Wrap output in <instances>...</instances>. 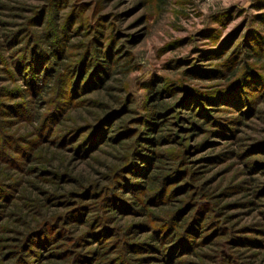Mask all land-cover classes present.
Here are the masks:
<instances>
[{
  "label": "rangeland",
  "instance_id": "obj_1",
  "mask_svg": "<svg viewBox=\"0 0 264 264\" xmlns=\"http://www.w3.org/2000/svg\"><path fill=\"white\" fill-rule=\"evenodd\" d=\"M0 264H264V0H0Z\"/></svg>",
  "mask_w": 264,
  "mask_h": 264
},
{
  "label": "trees",
  "instance_id": "obj_2",
  "mask_svg": "<svg viewBox=\"0 0 264 264\" xmlns=\"http://www.w3.org/2000/svg\"><path fill=\"white\" fill-rule=\"evenodd\" d=\"M33 44V43H32ZM30 48V47H29ZM29 48H28V52L26 51V53L25 54H23V55H25V57H24V59H25V65H24V67L27 69V67H28V69H29V81H30V83H31V85L32 86H40V84H38L37 83V81H39L40 83L42 82V81H40L41 79L43 80L44 79V73H45V70H44V67H45V65H46V62H42V58L39 56V53H36L35 51H36V49H31V50H29ZM32 51V52H31ZM28 53V54H27ZM27 54V55H26ZM54 54H51L50 56H49V58H47V63H55L54 65H55V67H57L59 64L58 63H56L57 62V57H56V55H54ZM53 57V58H52ZM52 59H54V60H52ZM108 57H106V59L104 60V59H102V60H100L101 62H103L104 64H106L107 62H108ZM38 62V63H37ZM106 62V63H105ZM39 64H41V66H39ZM46 68H47V66H46ZM82 70L84 71V70H86L87 71V68H85L84 66L83 67H81L80 68V72H81V74H79V78H78V80L75 82V84H76V86L77 87H80V84H81V82H82V80H84L85 78H86V75H84L83 74V72H82ZM85 73V72H84ZM239 71H237V70H235V71H233V74L232 75H234L235 74V76L234 77H232V78H235L236 76V79H238L239 78ZM59 75H61V74H59ZM85 77V78H84ZM145 87H148L149 88V84L147 85V86H145ZM149 93H152V92H149ZM202 104V103H201ZM153 107V106H152ZM200 107H201V105H200ZM201 109H203V107H201ZM203 113V112H202ZM203 115V114H202ZM145 138L146 139H149V137H147V136H145ZM144 138V139H145ZM137 165V164H136ZM191 231H193V230H191Z\"/></svg>",
  "mask_w": 264,
  "mask_h": 264
}]
</instances>
